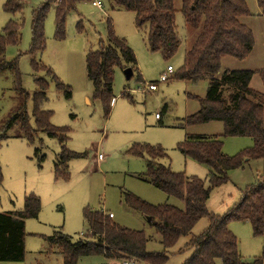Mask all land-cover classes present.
<instances>
[{
	"label": "rangeland",
	"instance_id": "374dc122",
	"mask_svg": "<svg viewBox=\"0 0 264 264\" xmlns=\"http://www.w3.org/2000/svg\"><path fill=\"white\" fill-rule=\"evenodd\" d=\"M19 1L23 6L22 13L11 15L4 10L6 0H0V33L10 20L21 26L20 43L7 47L5 59H19L22 85L30 95L36 91V78L47 79L50 87L43 109L53 112L52 125L69 129V140L65 147L86 156L69 163V181H57L55 163L61 153L58 140L43 132L34 133L33 142L12 137L18 130L15 127L8 133L11 137L0 143V168L3 176L0 184V213L23 211L26 197L32 194L41 203L39 216L25 222L24 261L0 264H62L60 248L50 247L46 238L62 233L77 239L85 234L88 230L83 217L85 208L103 211L106 215L113 214V222L122 227L145 231L155 239L149 242L148 251L162 252L163 245L155 229L149 225L148 218L127 207L124 194H133L153 206L168 204L183 208V203L142 180L140 176L146 172V158L130 155L129 149L135 144L160 146L167 154L161 160L162 164L175 173H185L187 177L204 180L208 185L211 169L184 156L178 150V145L188 134L223 133V124L219 122L178 127L184 118L199 111L197 97L204 98L209 86L207 80L191 83L175 77L184 65L191 40L197 34L196 30L188 29L185 25L180 12L181 0H176V25L181 44L178 52L170 59H165L160 52L149 51L144 33L136 26L135 13L122 9L110 10L107 0H96L102 3L103 9L97 8L92 2L78 5L77 10L68 17L66 38L62 41L55 38L56 14L51 9L45 24L46 49L37 54L35 60L50 68L65 86L70 87V99L65 97L63 91L58 90L47 73H35L31 66L33 57L29 54V49L32 41V11L46 0ZM245 1L251 15L242 18L241 22L254 29L258 43L256 45L254 38L253 50L243 61L232 57L224 58L221 74L227 69L264 68V48L261 45L264 18L258 14L257 0ZM108 21L111 22L115 35L125 40L134 51L144 81L153 83L155 89L141 93L146 84L139 83L136 75L128 80L124 70L116 69L113 90L116 98L111 114L106 118L101 104L93 99L86 58L89 53L100 49L101 40L107 41ZM169 66L173 68V72L169 74L168 81L162 82L160 78ZM250 86L264 95V85L259 74L254 76ZM125 92L127 95L123 96ZM87 98L91 99V104H88ZM18 103L19 96L13 90L12 75L6 72L0 76V133ZM32 109V99H29L27 110L30 116ZM156 114L162 116V125L156 119ZM223 142V152L229 157L237 156L254 145L253 140L248 137H227L223 138ZM36 149L41 151L40 156H45L44 161L36 155ZM99 155L103 156L102 161H98ZM262 178L263 160H250L242 168L230 171L229 181L212 191L208 211L216 216H224L241 201L243 192ZM208 226V218L200 220L193 229L192 236L200 235ZM229 229L238 239L239 252L245 262L252 263L264 258V234L255 236L249 222L232 221ZM190 238H181L168 251L169 259L165 264L185 263L192 253L184 250ZM78 264L124 262L91 256L80 259ZM216 264H222V261L217 260Z\"/></svg>",
	"mask_w": 264,
	"mask_h": 264
},
{
	"label": "trees",
	"instance_id": "16d2710c",
	"mask_svg": "<svg viewBox=\"0 0 264 264\" xmlns=\"http://www.w3.org/2000/svg\"><path fill=\"white\" fill-rule=\"evenodd\" d=\"M95 1L46 0L32 11L31 66L35 73H47L67 99L72 97L70 87L65 86L50 68L38 63L35 56L46 49L45 24L51 9L56 14L55 38L62 41L66 38L69 15L81 3ZM107 3L110 10L122 9L135 13L136 26L144 33L150 52H160L165 59L178 52L181 40L176 25V0H107ZM257 3L264 17V0H257ZM4 10L16 15L22 13L23 6L19 0H6ZM180 12L186 27L196 30L197 34L191 40L184 65L175 77L191 83L207 80L209 86L204 98L197 97L199 111L184 118L178 127L219 122L223 124V133L219 136L188 134L178 145V150L211 169L209 184L197 177H187L185 173H175L162 164L161 160L167 156L162 147L133 145L128 153L146 158V172L140 178L183 203V208L168 204L153 206L133 194H124L127 207L151 219L149 225L155 229L163 251H148L149 242L155 239L145 231L122 227L103 211L85 208L83 217L88 224L85 234L77 239L62 233L46 238L50 247L60 248L62 264H78L80 259L91 256L135 261L137 264H165L169 259L168 251L183 237H191L184 250L192 251L184 264H216L217 260H221L222 264H263L264 258L252 263L243 260L238 239L230 231L229 224L232 221L249 222L255 236L264 234V178L256 185L249 186L243 192L241 201L224 216L211 214L207 206L212 191L229 181L230 171L242 168L250 160L264 161V95L250 88L256 74L264 84V70L258 73L227 70L220 75L224 58L243 61L253 50V32L241 22L251 13L245 0H181ZM20 30L21 26L10 20L0 33V76L11 73L13 90L19 96L18 105L0 133V143L11 137L8 133L15 127L18 130L12 137L29 142L34 141V133H46L61 145V153L55 163V179L69 181V163L86 155L65 147L69 140V129L52 125L53 112L43 109L50 87L47 79L36 78V91L30 95L22 85L19 59H5L7 47L20 43ZM86 67L93 86V99L101 104L106 118L110 116L116 98L113 92L116 69L130 68L132 77L136 75L139 83H145L134 51L125 40L115 35L110 21L107 41L101 40L100 49L88 54ZM126 95L125 92L123 96ZM29 99L33 103L31 116L27 110ZM227 137H248L254 145L237 156L229 157L223 152V138ZM40 152L36 149L37 156H40ZM40 160L44 161L45 156H40ZM2 181L0 168V184ZM40 211V199L32 194L26 197L23 211L0 213V262L24 261L25 222L37 218ZM204 218H208L209 226L200 235L192 236L193 229Z\"/></svg>",
	"mask_w": 264,
	"mask_h": 264
},
{
	"label": "built area",
	"instance_id": "2783aa9c",
	"mask_svg": "<svg viewBox=\"0 0 264 264\" xmlns=\"http://www.w3.org/2000/svg\"><path fill=\"white\" fill-rule=\"evenodd\" d=\"M94 6H96L97 8H99V9H103L102 8V4H101V2H99V1H95L94 3ZM173 72V68L171 67V66H169L168 68H167V71L161 76V81L162 82H166V81H168L169 80V74L170 73H172ZM155 89V86L153 85V84H149V83H146V88L143 90V91H141V93H145L146 91H153ZM138 92H140V91H138ZM159 117V116H158ZM104 158H103V156L102 155H99L98 156V160L99 161H102ZM109 217L110 218H113L114 217V215L113 214H109ZM124 264H137L135 261H132V262H129V261H127V262H124Z\"/></svg>",
	"mask_w": 264,
	"mask_h": 264
},
{
	"label": "crops",
	"instance_id": "0c3cea01",
	"mask_svg": "<svg viewBox=\"0 0 264 264\" xmlns=\"http://www.w3.org/2000/svg\"><path fill=\"white\" fill-rule=\"evenodd\" d=\"M102 4V3H101ZM102 7H103V5H102ZM259 15H261V9L259 8V13H258ZM264 18V17H263ZM248 26V25H247ZM250 29H252V27H249ZM252 31H253V33H254V29H252ZM254 38H255V43H256V45H257V43H258V41H257V37H256V35H255V33H254ZM257 41V42H256ZM261 45L263 46V48H264V29H263V35H262V43H261ZM227 70H230V71H233V70H231V69H227ZM226 70V71H227ZM239 70H241V69H239ZM242 70H250V71H254V72H256V73H258V72H260V71H263L264 70V68L263 69H261V68H259V69H248V67H244V68H242ZM220 74H221V72H220ZM143 78V77H142ZM254 78V77H253ZM143 80H144V78H143ZM253 80V79H252ZM147 82H145L144 84H146ZM251 83H252V81H251ZM251 83H250V85H251ZM263 83V82H262ZM264 85V84H263ZM250 88H251V86H250ZM253 89V88H252ZM254 90V89H253ZM150 93V92H149ZM147 94V93H146ZM114 101H115V99H114ZM87 102H88V104H91L92 103V101H91V99H89V98H87ZM114 103V102H113ZM156 119L158 120V121H160L162 118H159L158 117V114H156ZM206 135V134H205ZM206 136H219V135H206ZM99 161V160H98ZM98 163H100V162H98ZM113 219H114V217H113Z\"/></svg>",
	"mask_w": 264,
	"mask_h": 264
},
{
	"label": "water",
	"instance_id": "95a60500",
	"mask_svg": "<svg viewBox=\"0 0 264 264\" xmlns=\"http://www.w3.org/2000/svg\"><path fill=\"white\" fill-rule=\"evenodd\" d=\"M124 74H125L126 78H127L128 80H130V79L132 78V76H133L132 69H130V68L125 69V70H124ZM150 220H151V219L148 218V221H150Z\"/></svg>",
	"mask_w": 264,
	"mask_h": 264
}]
</instances>
